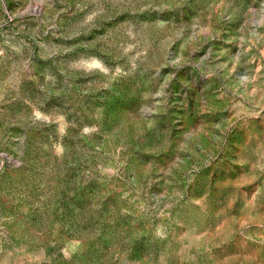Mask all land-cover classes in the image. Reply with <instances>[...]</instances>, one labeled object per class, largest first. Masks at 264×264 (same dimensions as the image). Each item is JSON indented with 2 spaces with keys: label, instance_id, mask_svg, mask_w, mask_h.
Wrapping results in <instances>:
<instances>
[{
  "label": "rangeland",
  "instance_id": "374dc122",
  "mask_svg": "<svg viewBox=\"0 0 264 264\" xmlns=\"http://www.w3.org/2000/svg\"><path fill=\"white\" fill-rule=\"evenodd\" d=\"M0 264H264V0H0Z\"/></svg>",
  "mask_w": 264,
  "mask_h": 264
}]
</instances>
